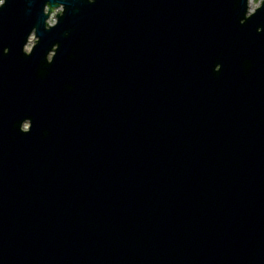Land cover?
Here are the masks:
<instances>
[{"label":"water","instance_id":"1","mask_svg":"<svg viewBox=\"0 0 264 264\" xmlns=\"http://www.w3.org/2000/svg\"><path fill=\"white\" fill-rule=\"evenodd\" d=\"M249 1L3 0L0 264H264Z\"/></svg>","mask_w":264,"mask_h":264},{"label":"rangeland","instance_id":"2","mask_svg":"<svg viewBox=\"0 0 264 264\" xmlns=\"http://www.w3.org/2000/svg\"><path fill=\"white\" fill-rule=\"evenodd\" d=\"M251 1V10L255 7V6H257L258 4H259V2H260V0H250ZM0 2H2V0H0ZM61 9V7H58V8H56L54 11H52L51 13H50V15H49V18H48V22L49 23H53L54 21H55V14L59 11ZM32 40H33V36L30 38V41H29V43L27 44V50H29L30 48H31V42H32Z\"/></svg>","mask_w":264,"mask_h":264},{"label":"flooded vegetation","instance_id":"3","mask_svg":"<svg viewBox=\"0 0 264 264\" xmlns=\"http://www.w3.org/2000/svg\"><path fill=\"white\" fill-rule=\"evenodd\" d=\"M2 2H3V0H2ZM2 2H0V4H2ZM32 36H33V35H31L30 38H31ZM29 41H30V39H29ZM29 41H28V43H29ZM28 43H27V44H28ZM27 44H26V46H27ZM32 44H33V40H32V42H31V46H32ZM26 48H27V47H26Z\"/></svg>","mask_w":264,"mask_h":264},{"label":"bare ground","instance_id":"4","mask_svg":"<svg viewBox=\"0 0 264 264\" xmlns=\"http://www.w3.org/2000/svg\"><path fill=\"white\" fill-rule=\"evenodd\" d=\"M251 4H252L251 1H249V6H250ZM250 8H251V6H250Z\"/></svg>","mask_w":264,"mask_h":264}]
</instances>
